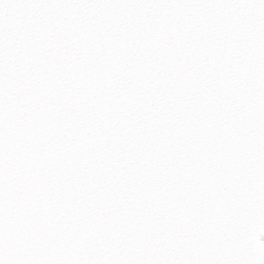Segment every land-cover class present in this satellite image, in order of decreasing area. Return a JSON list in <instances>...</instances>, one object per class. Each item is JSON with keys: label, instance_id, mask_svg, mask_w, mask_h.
<instances>
[{"label": "snow or ice", "instance_id": "6c2138e0", "mask_svg": "<svg viewBox=\"0 0 264 264\" xmlns=\"http://www.w3.org/2000/svg\"><path fill=\"white\" fill-rule=\"evenodd\" d=\"M0 264H264V0H0Z\"/></svg>", "mask_w": 264, "mask_h": 264}]
</instances>
